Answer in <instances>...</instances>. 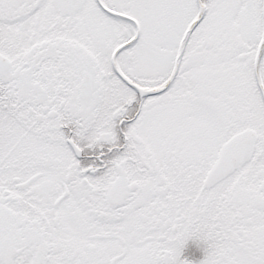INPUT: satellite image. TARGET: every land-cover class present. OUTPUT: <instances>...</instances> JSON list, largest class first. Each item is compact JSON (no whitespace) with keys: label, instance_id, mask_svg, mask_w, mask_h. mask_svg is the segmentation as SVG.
I'll return each instance as SVG.
<instances>
[{"label":"snow or ice","instance_id":"obj_1","mask_svg":"<svg viewBox=\"0 0 264 264\" xmlns=\"http://www.w3.org/2000/svg\"><path fill=\"white\" fill-rule=\"evenodd\" d=\"M0 264H264V0H0Z\"/></svg>","mask_w":264,"mask_h":264}]
</instances>
